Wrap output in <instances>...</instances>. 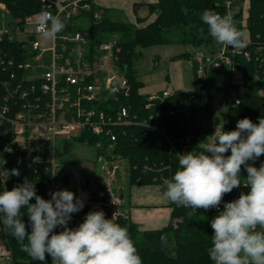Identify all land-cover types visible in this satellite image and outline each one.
Returning a JSON list of instances; mask_svg holds the SVG:
<instances>
[{
    "label": "built area",
    "instance_id": "obj_1",
    "mask_svg": "<svg viewBox=\"0 0 264 264\" xmlns=\"http://www.w3.org/2000/svg\"><path fill=\"white\" fill-rule=\"evenodd\" d=\"M22 1L0 0V192L11 190L25 178L31 179L36 186L45 187L48 192L54 191L57 160L61 162L67 156L61 157L65 146L72 143L69 151L73 144L89 146L87 137H94L96 141L89 147L98 161L103 158L108 163L102 168L104 181H97L103 187L96 191L91 189L95 180L90 179L86 186L85 179H78L76 196L84 199L86 211L102 210L107 219L115 213L116 222L122 216V195L113 186L119 170L115 163L118 138L131 127L160 133L161 111L174 93L162 90L145 95L143 111L148 114L140 118L134 111L127 66L120 56L118 39L110 37L97 43L91 36L90 25L100 21L102 12L93 0H24V5ZM232 5L231 1L224 2L227 10L237 12ZM240 8L239 23L243 26L244 2ZM23 9L29 12L23 14ZM42 11L59 16L66 24L54 39L46 41L47 48L36 40L40 35L35 28ZM243 49L229 51L220 44L214 54L196 55L193 58L194 88L201 87L211 71L221 69L232 71L233 81L238 83L240 74L235 71L230 55H242L249 60V54ZM257 52V61L264 70V46H259ZM259 95L264 99V92ZM231 99L235 106L239 105L235 93H231ZM223 105L220 98L217 109ZM173 114L172 105H168L164 115ZM225 121L226 117L213 124L202 141H195L191 136L167 137L160 133L168 156L160 163L165 172L160 178L162 185L179 168L176 154L192 150L198 153L199 145L211 142L215 129H222ZM147 136L143 132L142 138ZM262 162L264 155L254 166L258 168ZM13 168L18 169L20 175L9 176L4 181L3 173ZM145 171H149L146 166L143 167ZM39 173L45 179L40 178ZM241 176H246L243 167ZM64 180L68 178L64 176ZM248 191L243 186L235 188L232 195L223 197V202L233 201L241 192ZM91 193H95L97 200L90 199ZM223 202L219 209L202 211L205 215L217 214L223 210ZM79 224L72 217L69 227ZM11 261V253L0 243V264H11Z\"/></svg>",
    "mask_w": 264,
    "mask_h": 264
},
{
    "label": "clouds",
    "instance_id": "obj_2",
    "mask_svg": "<svg viewBox=\"0 0 264 264\" xmlns=\"http://www.w3.org/2000/svg\"><path fill=\"white\" fill-rule=\"evenodd\" d=\"M201 21L217 43L233 50L246 47L247 38L231 15L204 10ZM65 26L59 16L42 11L35 30L46 42ZM213 136L211 142L199 145L198 153L176 154L179 168L164 180L162 197L178 207L209 210L219 209L224 195L233 189H249L223 202V210L211 220L208 255L214 264H264V162L254 166L264 155V116L258 123L240 119L231 131L216 128ZM242 166L246 176H241ZM3 175L6 181L20 172L13 168ZM49 196L38 195L35 183L27 178L0 192V222L33 261L47 264L46 257H51L52 264H142L127 228L114 222L115 213L107 219L102 210L89 211L78 227L71 228L69 222L84 208V199L68 189L50 191ZM22 209H26L27 223Z\"/></svg>",
    "mask_w": 264,
    "mask_h": 264
},
{
    "label": "trees",
    "instance_id": "obj_3",
    "mask_svg": "<svg viewBox=\"0 0 264 264\" xmlns=\"http://www.w3.org/2000/svg\"><path fill=\"white\" fill-rule=\"evenodd\" d=\"M225 1H231L232 7L238 9L237 12L227 10ZM240 2L246 5L243 26L239 23L242 18ZM20 3L24 5L26 1ZM204 10H211L221 16L231 15L235 27L241 32L245 30L247 45L243 52H247L250 58L246 60L242 55H230L235 71L240 74L238 83H234L232 71H211L201 87L174 93L169 97L161 111L158 124L159 132L167 137L191 136L195 141H202L204 136L209 134L210 127L221 121L214 114L216 93H220L222 103L226 106V121L223 125L225 131L234 130L237 121L245 117L258 123L259 118L264 116V99L259 95L264 92V70L257 61V49L264 46V0H157L156 4L149 7L151 14L157 12L156 17L144 25L130 24L118 13L105 9H102L100 21L96 25H90V33L95 42L99 43L110 37L118 39L120 56L127 66L134 111L140 118H144L148 114L143 111L145 95L140 93L142 86L136 80L133 69L140 54L138 49L153 45L181 44L195 48L203 47L209 50L210 55L214 54L219 48L216 49L207 25L201 21ZM28 12V9H23V14ZM181 56L189 60L194 68L195 55L186 53ZM231 93L238 96L239 105H234ZM168 105H172V116L164 115ZM124 132V135L118 138L116 155L128 161L130 186H156L162 193L164 185L160 178L165 172L161 170L160 163L165 162L168 156L160 133L141 127H131ZM143 132L148 134L147 138H142ZM86 140L89 146H92L96 138L87 137ZM71 144L65 146L61 157L64 158L68 154ZM144 166L149 171L143 172ZM39 177L45 179L42 173H39ZM102 187L101 183L94 181L91 189L97 191ZM36 190L44 199H50L45 187L38 185ZM234 190L224 197L232 195ZM90 199L97 200L95 193L90 194ZM31 202L34 203V199ZM168 207L171 209L170 222L159 230L141 231L136 224L123 216L116 221L127 228L141 256L142 264H213L208 250L212 246L211 220L218 213L205 215L202 209L194 211L178 207L169 201ZM25 215L26 209H22V216ZM24 219L27 223V216ZM60 230L56 229L57 232ZM162 236H166L167 240L162 241ZM0 243L11 253V264H38L31 259L24 246L11 232L4 230L2 222ZM23 243L27 244V240ZM46 260L47 264H52L51 257H46Z\"/></svg>",
    "mask_w": 264,
    "mask_h": 264
},
{
    "label": "rangeland",
    "instance_id": "obj_4",
    "mask_svg": "<svg viewBox=\"0 0 264 264\" xmlns=\"http://www.w3.org/2000/svg\"><path fill=\"white\" fill-rule=\"evenodd\" d=\"M239 4L240 6L242 5L241 2ZM115 13H118L124 21L129 22V17L126 13L121 11H115ZM242 32L245 34V30ZM36 40L43 48L48 47L47 43L43 41L41 37L37 36ZM213 44L216 46V49L220 47V44L215 40ZM138 51L140 54L134 63L133 69L135 78L141 84L142 89L160 87L161 85L166 86L169 76V65L172 62H178L179 81L181 82L182 88L184 91H192L194 88L193 69L190 62L181 55L186 53L195 56L200 53H204L207 56L210 55L209 50L203 47L195 48L181 44L153 45L148 48L138 49ZM220 97V93H216L213 108L214 114L224 121L226 117L225 106L223 105L221 109H217ZM115 163L119 165V170L115 175L113 186L116 191L122 195L120 205L121 210L126 215L129 210L131 193L129 164L126 160L118 156L115 158ZM57 164L59 166L55 171L54 191L58 189H68L76 194L78 191V179H84L89 176L95 181L103 182L104 176L102 168L108 163H106L103 158L98 161L91 147L73 144L64 160L61 162L57 160ZM64 176L68 178V181L64 180ZM87 213L88 211L82 209L80 212L73 214L72 217L74 221L82 223ZM36 263L41 264L39 261H36Z\"/></svg>",
    "mask_w": 264,
    "mask_h": 264
},
{
    "label": "crops",
    "instance_id": "obj_5",
    "mask_svg": "<svg viewBox=\"0 0 264 264\" xmlns=\"http://www.w3.org/2000/svg\"><path fill=\"white\" fill-rule=\"evenodd\" d=\"M156 2L157 0H93V3L101 9L126 13L129 17L128 23L138 26L156 17L157 12L152 14L149 12V7ZM137 21L140 23L138 24ZM190 65L192 67L191 62ZM178 66V62L170 63L166 86L143 88L140 93L148 95L162 90H169L173 93L188 92L183 90L179 81ZM84 179L86 184V181L92 178L88 176ZM121 213L123 217L136 224L141 231L159 230L167 226L171 218L168 201L163 199L162 193L156 186H131L128 213L125 215L122 210Z\"/></svg>",
    "mask_w": 264,
    "mask_h": 264
},
{
    "label": "water",
    "instance_id": "obj_6",
    "mask_svg": "<svg viewBox=\"0 0 264 264\" xmlns=\"http://www.w3.org/2000/svg\"><path fill=\"white\" fill-rule=\"evenodd\" d=\"M227 48V47H226ZM229 51H232L233 49L231 47L227 48ZM89 185V181H86V186Z\"/></svg>",
    "mask_w": 264,
    "mask_h": 264
}]
</instances>
